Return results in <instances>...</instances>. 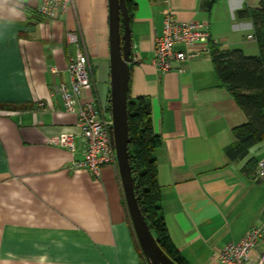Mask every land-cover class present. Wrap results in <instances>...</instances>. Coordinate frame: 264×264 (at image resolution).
Instances as JSON below:
<instances>
[{"label":"crops","instance_id":"obj_1","mask_svg":"<svg viewBox=\"0 0 264 264\" xmlns=\"http://www.w3.org/2000/svg\"><path fill=\"white\" fill-rule=\"evenodd\" d=\"M132 1L129 94L150 103L161 139V215L186 264H220V249L264 229V181L254 176L264 138L231 161L225 149L248 119L218 79L209 43L189 50L182 72L159 73L154 38L169 10L177 21L205 24L220 51L258 56L252 20L240 13L261 0ZM40 2L0 0V264H141L117 167H103L99 178L74 171L81 142L75 153L49 142L78 133L56 92L77 53L68 33L79 37L93 84L80 102L95 99L110 112L108 0H73L53 20L37 15Z\"/></svg>","mask_w":264,"mask_h":264},{"label":"built area","instance_id":"obj_2","mask_svg":"<svg viewBox=\"0 0 264 264\" xmlns=\"http://www.w3.org/2000/svg\"><path fill=\"white\" fill-rule=\"evenodd\" d=\"M72 5L73 0H41L36 12L43 19L53 20L64 16ZM66 40L76 48L77 53L68 63L69 82L59 84L56 92L64 111L76 115L78 133L62 132L49 142L71 153L78 150L77 142H81L83 160L72 162L70 168L86 171L92 177L99 178L103 167H117L110 134L111 113L106 116L95 99L87 103L80 102L83 95L93 88L88 59L81 52L77 34L68 33ZM209 41L210 32L205 24L177 21L172 12L165 10L161 33L154 38L151 64L159 73L182 72L183 64L192 57L189 50L195 45L208 44ZM254 176L255 180L264 181V157L257 161ZM263 240L264 229L255 227L238 242L229 243L220 249L216 258L220 264H263L264 253H257Z\"/></svg>","mask_w":264,"mask_h":264},{"label":"trees","instance_id":"obj_3","mask_svg":"<svg viewBox=\"0 0 264 264\" xmlns=\"http://www.w3.org/2000/svg\"><path fill=\"white\" fill-rule=\"evenodd\" d=\"M125 1L131 20L135 4L132 0ZM240 15L252 20L260 51L258 56H246L241 50L222 52L211 41L208 42L218 79L228 88L248 119V123L234 129L236 143L225 149L231 161L245 158L249 147L264 138V0L258 8L247 9ZM127 110L129 162L139 208L164 254L176 264H186L172 243L161 215V192L154 158L161 139L153 129L151 105L146 98L132 99L128 93ZM140 257L141 264H146L141 253Z\"/></svg>","mask_w":264,"mask_h":264},{"label":"water","instance_id":"obj_4","mask_svg":"<svg viewBox=\"0 0 264 264\" xmlns=\"http://www.w3.org/2000/svg\"><path fill=\"white\" fill-rule=\"evenodd\" d=\"M110 45V113L111 140L116 153L117 172L128 218L146 264H176L160 249L145 222L134 191L129 162V93L132 45L130 17L125 0H108Z\"/></svg>","mask_w":264,"mask_h":264}]
</instances>
